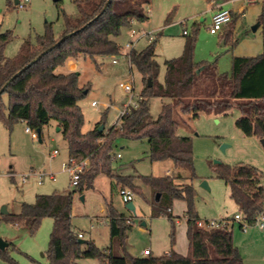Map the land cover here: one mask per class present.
I'll return each instance as SVG.
<instances>
[{"label": "trees", "instance_id": "trees-1", "mask_svg": "<svg viewBox=\"0 0 264 264\" xmlns=\"http://www.w3.org/2000/svg\"><path fill=\"white\" fill-rule=\"evenodd\" d=\"M74 1L80 14L77 17L65 15L60 36H55L49 24L45 33L38 35L36 45L26 39L14 57L4 54L13 38L12 32L0 31V118L10 131L20 121L36 132L39 130L40 140L44 127L54 120L68 143L69 163L88 160L76 185L81 192L93 185L102 173L111 177L115 187L130 186L140 192V187L132 182L134 176L124 175L112 167L113 147L119 138L148 140L152 160L170 159L175 167L189 171L188 177L180 170L173 176L143 177L155 194L153 216H158L165 207L170 211L175 200L186 202L189 251L185 255L172 248L160 256L152 253L129 256L127 238L133 225L129 217L112 205L108 208L111 231L108 252L93 240L83 243L71 225L76 190L37 194L33 203L22 202L18 213L4 214L2 219L28 226L34 234L42 220L51 217L54 226L47 252L51 264H76L81 258L98 259L102 264H246L232 230L199 225L203 219L195 207L193 140L178 133L184 119L177 120L174 110L198 118L203 113L228 115L238 109L240 116L236 126L243 134L264 138V51L257 56H234L231 72H219L215 64L195 59L196 35H193L187 38L180 56L165 60L166 73L160 81L157 41L153 39L144 49L133 48L128 52L131 68H136L143 79L137 107H129L121 118V125L114 124L108 132L105 127L99 130L103 121L84 132L85 118L79 101L89 92L90 86L81 84L79 72L57 69L81 57L96 59L119 54L121 45L117 37L122 28L133 22L148 21L147 6L152 0H110L107 6L108 0ZM231 14L234 24L239 14L234 11ZM259 21L263 26L264 45V4ZM26 65L29 66L5 86ZM4 94L9 97L8 112L4 111ZM152 97L169 99L163 102L157 117L152 115L149 106ZM216 173L230 186L231 197L239 205L244 221L256 223L264 211L261 171L248 164L231 167L220 163ZM174 235L173 232L172 246ZM117 248L123 253H118ZM0 256L13 260L7 248L0 249Z\"/></svg>", "mask_w": 264, "mask_h": 264}, {"label": "rangeland", "instance_id": "rangeland-1", "mask_svg": "<svg viewBox=\"0 0 264 264\" xmlns=\"http://www.w3.org/2000/svg\"><path fill=\"white\" fill-rule=\"evenodd\" d=\"M226 1V8L238 13L239 17L234 24L231 21L217 33L213 34L209 30L214 10L207 0H152L147 6L150 19L123 27L117 41L122 50L128 52L130 49L126 43L131 39L135 40L136 50L144 49L151 40L156 39L160 81L164 80L166 73L165 60L180 56L187 38L193 35H196V60L215 64L219 72H231L234 56H257L264 51L263 26L253 30L260 22L264 0ZM79 14L74 0H19L18 4L15 0H0V31L9 30L13 34L4 54L7 57L16 56L26 39L36 45L38 35L44 34L49 24L55 36H60L65 15L77 17ZM132 29L136 30L135 35ZM116 58L117 64L113 63L112 56L96 59L81 57L75 60L77 67L74 70L80 73L81 84L90 86L89 92L79 101L85 118L84 132L93 129L100 121L104 122L106 132L117 123L120 110L130 102L131 96L120 85L121 82L134 78V100L139 99L143 87L142 75L136 68H131L128 55L117 54ZM71 69L68 62L57 70L66 72ZM93 101L98 104L93 106ZM167 101V98H150L149 106L154 117L159 115L163 102ZM4 103V111L8 112L7 94H4ZM239 116L238 109L228 115L203 113L198 118L183 114L179 109L174 110L177 120L184 119L178 133L190 136L193 140L196 171L193 184L199 216L203 220L221 221L228 217V229L232 230L245 263L264 264V226H261L264 220L259 219L247 225L246 229L241 228L240 220L233 218L235 214L243 213L231 197L230 186L216 173L220 163L231 167L238 164L253 165L261 171L264 185V138L244 135L236 126ZM27 127L26 123L20 121L10 131L0 118V238L10 243L7 252L13 259L0 256V264H51L47 252L54 220L45 217L36 233L32 234L28 226L4 221L1 210L6 206L9 213L19 212L22 202L33 203L37 194L70 190H76L71 225L75 233L84 234L81 238L83 243L93 240L108 252L111 240L108 208L112 205L132 222L127 238L129 256L142 255L140 252L144 247L151 248L154 256L163 255L172 249L173 232V248L188 254L184 215L186 202L175 200L170 211L165 207L158 216H153L152 201L155 194L143 181L145 176H173L179 170L186 171L188 177L187 169L175 167L170 159L152 160L146 139L119 138L113 153H119L120 157L112 160V167L118 168L124 175L134 176L132 182L141 189L137 192L136 188L127 185L134 193V213L127 208L120 189L114 186V181L107 173L99 175L93 185L83 192L72 185V175L65 166L69 161L68 143L54 120L44 127L41 140L38 135L33 137L26 130ZM223 145H226L225 148H222ZM55 150L58 152L55 153ZM171 166L173 170L166 174L167 168ZM204 181L209 187L202 185ZM117 249L118 253H123L120 248ZM77 263L102 264L93 258H81Z\"/></svg>", "mask_w": 264, "mask_h": 264}, {"label": "built area", "instance_id": "built-area-1", "mask_svg": "<svg viewBox=\"0 0 264 264\" xmlns=\"http://www.w3.org/2000/svg\"><path fill=\"white\" fill-rule=\"evenodd\" d=\"M25 1H29V0H25ZM232 20V14H231V10L230 9H227V8H224V7H218L217 8V11L212 15V22L209 26V30L211 33H217L218 31H220L225 25H227L228 23H230ZM184 33H187V31L185 30ZM132 34L135 35L136 34V30L135 29H132ZM152 38V36H150ZM135 46V40L131 39L130 41H128L126 43V47L128 49H133ZM129 50V51H130ZM128 51V52H129ZM128 52H125L124 50H120V53L121 55H128ZM113 63H118V59L116 58V55H113ZM135 79L133 78L131 81H126V82H121L120 85L124 88L125 91H127L128 93L131 94L130 96V102L125 105L121 110H120V113H119V116L117 118V123H115V125L119 126L121 125V118L122 116L126 113L127 109L131 106H134V107H137L138 105V102L141 98V93L138 95V100L135 101L134 100V96H135ZM98 103L97 101H93L92 102V105L93 106H96ZM26 130L28 132H31L32 133V136L33 137H36L38 135V133L34 130H32L30 127H27ZM58 151L55 150V153H57ZM120 157V154H116L114 155L113 159H116ZM88 163V160H83L81 161L80 163H74V164H71L68 163L65 165L66 168L70 171L71 173V183L73 186H76L78 185L79 181H80V178H81V174H82V171L84 169V167L86 166V164ZM41 177V176H40ZM51 177L52 178H55V175L54 174H51ZM39 182H42L41 180H39ZM120 195L123 199L124 202L128 203L130 201H133L134 200V193L131 189L129 188H126V187H122L120 188ZM234 220L235 219H238L240 220V224H242V228L246 229L247 228V225H250L248 224L247 222L244 221L242 215L240 213H237L235 214V217L233 218ZM263 219L264 220V211L258 216V219ZM199 225L200 226H206V227H209V228H220V229H225L228 227V223H227V220L224 219L223 221L221 220H216V219H212V220H202L199 222ZM261 226L263 227L264 226V223L261 224ZM78 236L80 238L84 237V234L83 233H78ZM151 253L150 249H145L144 250V254H149Z\"/></svg>", "mask_w": 264, "mask_h": 264}, {"label": "water", "instance_id": "water-1", "mask_svg": "<svg viewBox=\"0 0 264 264\" xmlns=\"http://www.w3.org/2000/svg\"><path fill=\"white\" fill-rule=\"evenodd\" d=\"M55 1H58V0H55ZM109 1H110V0L107 1L106 6L109 4ZM15 2H16V4H18V3H19V0H15ZM106 6H105V7H106ZM259 26H260V22H258V23L253 27V30H256L257 27H259ZM60 40H61V39H60ZM60 40H59V41H60ZM59 41H57V43H58ZM45 52H46V51H45ZM40 56H41V54H40L38 57H36L33 61L37 60ZM28 66H29V65H26V66L23 67L21 70H19L18 72H16V73H15V74L9 79V81L5 84V86H6V85H7L12 79H14L17 75H19L23 70H25ZM5 86L1 89V91L4 90ZM86 92H87V91H86ZM104 127H105V124H101L100 127H99V130H101V131L104 130ZM58 130H60V127H58ZM37 133H38V135H40V131H39V130L37 131ZM225 146H226V145H223L222 148H225ZM202 185L205 186V187H209V186H208V183H207L206 181H204V182L202 183ZM157 197H159V195H157ZM126 206H127V208H129L131 211H133V212L135 213V211H136V207H135V204L133 203V201L128 202V203L126 204ZM7 212H8L7 207L4 206V207L2 208V210H1V213H2V214H7ZM8 245H9L8 242L3 241V239L0 238V249L4 250V249H6V248L8 247ZM77 264H78V263H77Z\"/></svg>", "mask_w": 264, "mask_h": 264}, {"label": "crops", "instance_id": "crops-1", "mask_svg": "<svg viewBox=\"0 0 264 264\" xmlns=\"http://www.w3.org/2000/svg\"><path fill=\"white\" fill-rule=\"evenodd\" d=\"M226 0H218V1H216V2H210V4L212 5V9L214 10V12H213V14L217 11V8L218 7H224V8H226ZM228 9V8H227ZM231 11H233L232 9H230ZM212 14V15H213ZM117 64V63H116ZM69 67L70 68H73V70H74V68L75 67H77V62L75 61V60H70L69 61ZM72 70V69H71ZM169 170H173V167L171 166V167H169V168H167V170H166V174H168V171ZM180 172L184 175V176H187V173H186V171H182V170H180ZM237 204V203H236ZM237 206H238V208L240 209V207H239V205L237 204ZM185 212V211H184ZM7 213H9V212H7ZM13 213H18V212H13ZM1 215H4V214H2L1 213ZM185 215V214H184ZM179 217V216H178ZM228 218V217H227ZM226 218V219H227ZM185 220H186V217H185ZM146 224V223H145ZM186 225H187V223H186ZM80 233V232H79ZM82 233V232H81ZM186 233H187V227H186ZM9 245H10V243H9ZM8 245V246H9ZM175 245V244H174ZM173 245V246H174ZM173 246H172V248H173ZM145 249H150V251H151V253H153V251L151 250V248H148V247H144L142 250H141V252L140 253H142V255H143V253H144V250ZM174 249V248H173ZM171 250V249H170ZM175 250V249H174ZM177 251V250H176ZM179 252V251H178ZM181 253V252H180ZM183 254V253H182Z\"/></svg>", "mask_w": 264, "mask_h": 264}]
</instances>
